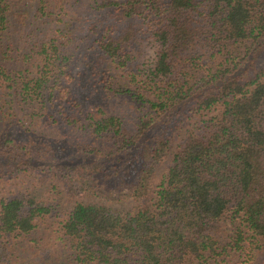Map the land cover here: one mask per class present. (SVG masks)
Wrapping results in <instances>:
<instances>
[{
	"label": "trees",
	"instance_id": "1",
	"mask_svg": "<svg viewBox=\"0 0 264 264\" xmlns=\"http://www.w3.org/2000/svg\"><path fill=\"white\" fill-rule=\"evenodd\" d=\"M81 1L116 18L97 39L110 65L92 73L101 85L91 93L128 94L140 108L135 126L116 113L94 118L84 101L61 96L58 88L71 93L62 79L69 58L53 37L40 45L38 59H27L36 73L0 65V180L81 164L71 160L78 149L45 141L12 118L17 99L40 104L55 123L89 131L82 162L103 165L132 154L140 167L123 196L141 204L125 210L77 201L63 210L31 193L1 197L0 264H10L23 246L17 239L43 230L68 264H215L229 256L258 264L264 257V0ZM21 2L0 0L1 41L12 39L14 16L31 10L16 5ZM51 2L37 0L38 10L45 14ZM142 40L153 54L137 74L143 76L138 91L119 85L115 74L133 72V47Z\"/></svg>",
	"mask_w": 264,
	"mask_h": 264
},
{
	"label": "rangeland",
	"instance_id": "2",
	"mask_svg": "<svg viewBox=\"0 0 264 264\" xmlns=\"http://www.w3.org/2000/svg\"><path fill=\"white\" fill-rule=\"evenodd\" d=\"M21 1L16 5L24 7L28 3L27 8L31 10L23 13L25 10L21 9L18 12L19 15L14 16L10 42L6 39L0 40V65L14 72L25 65L36 73L38 67L32 64L34 60L27 59L29 56L32 59H38L40 45L54 37L61 44V55L65 54L69 58V61L64 62L65 70H69V74H61L65 86L69 87L71 93L65 94L61 91L62 88H58L59 93H63L61 96L84 101L83 107L90 111L94 118H103L109 113L120 114L124 123L129 128H134L140 108L128 94L115 95L110 91H104L103 94L96 96L91 93L93 87L101 85V80L90 77L92 73L98 70L106 71L110 65L107 63L108 60L100 54L97 39L103 35L108 22L116 21L114 15H111L109 11L106 13L93 9L81 0H52L54 2L48 5V11L45 14L38 10L37 0ZM31 4L34 6L32 7ZM98 23L102 25L100 29L96 28ZM146 43L142 40L139 44L138 41L133 47V54L136 56L133 72L130 69L118 70L115 74L119 85H128L131 89L139 91L142 85L139 80L143 76L137 74L144 67L143 63L146 64L153 54L152 47ZM9 44L10 48H7ZM101 77L102 74L100 79ZM141 91L150 94L144 89ZM11 111L15 121L18 118L21 119V127L27 126L41 139L53 142L62 140L66 145L72 146L75 150L78 149L71 154V160L77 159L73 160V163L81 164L74 170H67L62 166L51 171L42 170V172L24 170L12 177H4L0 180V198L26 192L58 204L63 210L77 201L104 203L125 210H135L141 204L140 201L123 196L129 192V187L134 182L135 171L140 167V162L133 159L132 154L124 156L119 161L116 159L107 161L103 165L89 163L92 158L82 162V156L86 154L85 149L93 139L89 131L70 129L64 127L62 123L53 122V118L43 114L44 110L40 108V104L35 107V104H27L16 99ZM188 126L190 124L186 125ZM63 157L66 158V156ZM170 159L171 156L158 169L157 181L165 172ZM48 227L54 226L49 224ZM43 231L39 234L33 233L26 239H17L16 243L23 246H16L17 252L10 264H55V261L68 264L65 256L59 258L60 254L54 245V239L47 238L45 231L44 240H41ZM39 240H41L40 244L37 245L36 241ZM242 262V257L229 256L225 261L215 264H243ZM258 264H264V257L258 260Z\"/></svg>",
	"mask_w": 264,
	"mask_h": 264
}]
</instances>
